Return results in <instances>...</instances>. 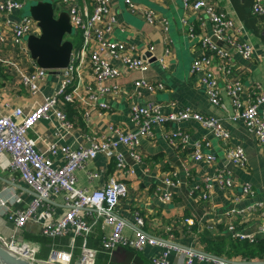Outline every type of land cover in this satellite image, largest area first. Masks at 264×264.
<instances>
[{
  "label": "built area",
  "instance_id": "2783aa9c",
  "mask_svg": "<svg viewBox=\"0 0 264 264\" xmlns=\"http://www.w3.org/2000/svg\"><path fill=\"white\" fill-rule=\"evenodd\" d=\"M34 0H0V51L4 49L7 38L17 53L31 61L33 69H28L21 74L20 83L27 91L36 96L40 87L46 83L51 71L39 67L30 57L24 37L29 34L39 35L40 28L37 21L28 16H21L25 4ZM60 11H66L74 32L81 37L79 47H73L69 65L62 69V79L59 87L50 94L44 95L33 109L23 117L20 107L14 106L9 113H0V156L7 158L8 174L17 177L25 183L33 193L21 210H7L8 219L13 222V230L8 239L0 236V245L9 253L20 257L32 264H71L72 250L76 238H81L80 255L77 264H93L97 251L88 247V234L91 225L85 218L87 214L102 219L106 231L100 241L101 251L109 257L118 247L142 251L148 246H159L162 250L151 256V264H264L259 259H230L210 254L204 250L195 249L177 242L154 236L144 230V218L135 212L133 232L125 233L126 221L117 215L112 207L126 197L128 187L116 177H110L100 188H81L77 184L76 171L87 169L88 182L94 184L99 178L98 170L89 169V163L98 152H103L108 159L114 161L115 170L122 171L125 163L122 154L116 149L117 144L124 145L130 156L141 162V140L153 139L157 126L166 122L193 119L200 123L211 135L220 140L224 146L225 157L228 165L244 167L247 156L244 148L231 142V134L226 129L219 117L207 116L199 111L184 108L178 112L164 113L160 104L149 101L146 103L134 102L130 110L133 129L105 120V127L100 133H94L86 146L71 145L60 146L50 142L49 156L40 151L36 141L29 135L34 130L40 119L48 118L52 112L62 126H69L66 119L64 104L83 105L85 111H96L103 119L107 114L108 104L106 98L118 95L120 90L116 82L128 73H138L133 80V86L128 91L129 95L139 96V91L147 90L156 92L162 90L161 81L151 82L142 74L149 69L150 61L145 58L136 45L127 41L114 39L110 36L116 18L111 11L112 0H91L89 5L79 0H53ZM185 7L193 11L201 10L199 18H206L211 25L212 35L190 30L189 35L197 38L201 53L193 58L190 71L198 75V84L203 88L210 104L220 106L224 99H228L232 107V118L241 117L246 131L255 137L261 147L262 167L264 170V87L255 83L244 100L241 97L242 79L231 60V54L226 47H230L242 58H251L252 46L248 40L242 39L241 29L233 19L217 4L207 0H183ZM131 11L136 12L138 5L132 0H125ZM252 13L259 16L264 23V0H252ZM145 20L149 24L160 21L167 29V20L157 17L151 9H144ZM215 38L221 41L218 44ZM264 50V39L261 42ZM168 49L165 50L167 54ZM163 57L158 60L162 61ZM117 62V64L115 63ZM91 69L93 80L87 79L83 64ZM223 76L222 78H220ZM113 83V84H109ZM62 101V103L60 102ZM84 116L88 118V114ZM21 119L17 121V118ZM230 117V116H229ZM170 143H180L191 149L193 161H202L209 166H214L213 174H206L202 178L201 198L208 199L214 192V183L225 191L226 194L239 185L237 177L232 170L224 164L218 167V157L211 151V141L207 137L189 141L188 134L181 129L163 133ZM61 152V164L56 165V155ZM165 183L172 184L170 178L164 179ZM244 194L252 193L249 183L242 185ZM173 191L166 190L158 195L161 202H168ZM61 203L63 213L55 220L45 222L40 231L48 237L63 236L71 232L73 237L70 250H60L52 247L45 260L35 257L36 246L19 239V231L29 222L39 221L38 210L45 203ZM5 201L0 199V205ZM241 215L242 221L235 222L231 214L220 223L226 233L238 241H253L264 235V199L256 201L245 210L236 212ZM256 215V217H255ZM255 217L253 228L242 224L244 217ZM177 223L187 225L195 224V220L184 217ZM178 259L181 262L176 263Z\"/></svg>",
  "mask_w": 264,
  "mask_h": 264
},
{
  "label": "crops",
  "instance_id": "0c3cea01",
  "mask_svg": "<svg viewBox=\"0 0 264 264\" xmlns=\"http://www.w3.org/2000/svg\"><path fill=\"white\" fill-rule=\"evenodd\" d=\"M90 1L79 0L86 5H89ZM132 1L138 5L136 12L130 10L125 0H112L111 11L116 18V24L112 26L110 36L136 45L142 51V56L150 61L149 69L142 75L151 82L161 81L164 88L156 92L141 90L139 96L135 94L130 96L128 91L133 86V80L138 76V73L130 72L116 82L120 90L119 94L106 98L108 109L104 119L96 111L86 112L83 105L76 104L78 108H75L74 105L67 103L64 104V109L66 119L70 122L69 126L60 125L51 112L48 118L40 119L29 135L35 139L38 149L48 156L50 142L60 146H86L89 143L88 138L95 132L100 133L105 127V120L133 129L130 110L134 102H156L162 106L164 113L178 112L188 108L207 116L219 117L222 125L230 131L231 142L244 148L247 156L244 167L229 166L223 143L197 121L182 119L157 126L153 139L141 140V162H136L124 145L117 144L116 149L122 154L125 163L122 171L115 170L114 161L108 159L103 152H98L88 165L89 169L94 168L99 172L96 183L88 182L87 169L76 171L77 184L81 188H100L113 176L127 185L126 197L112 207V210L126 221V234H132L135 212H139L144 218L143 228L147 233L205 251L204 238L230 237L220 223L226 218L227 213L232 215L233 221L241 222L242 217L236 212L245 210L254 202L264 199L261 147L255 137L246 131L242 118H232V107L228 99H224L220 106L210 104L203 88L197 83L198 75L190 71L193 58L202 52L197 38L190 37V30L212 35L210 22L206 18H199L202 11L188 9L183 0ZM207 1L217 4L225 11L240 27L242 39L248 40L252 46L249 60L242 58L230 47H226L240 73L243 89L241 97L245 100L255 83H261L264 87V50L261 48V42L264 39V23L259 16L252 13V0ZM144 9H151L157 17L165 18L168 22L167 29H164L160 21L149 24L145 20ZM75 35L74 41L78 43H75L74 47L77 48L81 39L78 33ZM166 49L169 50L167 54ZM159 57H163L162 61L158 60ZM28 69H33L31 61L25 59L21 53H17L15 47L11 46L10 38H7L4 49L0 51V113H9L14 106H18L22 110L23 117L39 104L44 95L57 89L63 77L61 71L51 72L46 83L40 87L41 91L34 96L20 83L21 74ZM83 70L86 78L93 80L91 69L86 63L83 64ZM66 106L71 109V112ZM85 113L88 114V118L84 116ZM20 119L21 117L16 120ZM175 129H181L187 133L189 141L192 142L207 137L211 141V151L218 157V167L226 164L237 177L239 185L234 187L231 193L226 194L214 183V192L210 198H201L202 178L206 174L212 175L214 166H209L202 161H193L191 149L188 146L168 142L163 133ZM61 156V152H58L56 165L61 164ZM7 163V158L0 156V199L5 201L4 205H0V236L5 239L9 238L14 225L8 219L6 211L23 209L27 201L33 197V193L24 182L17 177L12 180L7 172ZM165 178H170L172 184L165 183ZM244 183L252 186L251 194L243 193ZM166 190H172L173 194L171 200L164 203L159 200L158 195ZM57 204L59 205L56 206L54 202H50L42 205L38 210L39 221L37 223L29 221L19 231L20 240L29 241L36 246L37 259H47L52 247L70 250L73 240L70 231L57 237H48L40 231L43 223L53 221L63 213L62 204L59 202ZM83 212L91 225L87 245L97 251L93 264L102 260H105L102 264L110 260L111 264H151V256L162 250L159 246H148L142 251L118 247L109 257L101 251L100 246L103 234L109 229L103 226L102 219L97 217L96 213L90 215L86 213V210ZM184 217L194 219L195 224L177 223L178 219L180 221ZM255 217L245 216L242 224L246 226L253 223ZM259 221L264 223V217ZM248 227L253 228V224ZM262 237L264 238V235ZM80 246L81 238L78 237L72 250L71 264H77ZM238 258L240 257L232 259ZM181 260L178 259L176 263Z\"/></svg>",
  "mask_w": 264,
  "mask_h": 264
},
{
  "label": "water",
  "instance_id": "95a60500",
  "mask_svg": "<svg viewBox=\"0 0 264 264\" xmlns=\"http://www.w3.org/2000/svg\"><path fill=\"white\" fill-rule=\"evenodd\" d=\"M54 8L53 0L29 1L23 7L21 16L33 18L40 28L39 35L29 34L24 37L30 57L43 69L61 71L71 60L75 32L68 13L60 11L55 15ZM0 264L32 263L9 253L0 245Z\"/></svg>",
  "mask_w": 264,
  "mask_h": 264
},
{
  "label": "trees",
  "instance_id": "16d2710c",
  "mask_svg": "<svg viewBox=\"0 0 264 264\" xmlns=\"http://www.w3.org/2000/svg\"><path fill=\"white\" fill-rule=\"evenodd\" d=\"M75 34L72 38L74 46H76L75 43H78L74 41V37H76ZM66 107L68 108V106ZM68 109L71 112V109L70 108ZM204 241L206 243L205 251L216 256H221L230 259L235 257H240L244 259L264 260L263 237L262 238L259 237L253 241H248V240L238 241L231 237L225 239H212L208 237V238H204Z\"/></svg>",
  "mask_w": 264,
  "mask_h": 264
},
{
  "label": "rangeland",
  "instance_id": "374dc122",
  "mask_svg": "<svg viewBox=\"0 0 264 264\" xmlns=\"http://www.w3.org/2000/svg\"><path fill=\"white\" fill-rule=\"evenodd\" d=\"M54 5H55L54 13H55V15H57L60 12L61 9H60V7L55 2H54ZM126 232H128V231H126ZM112 254H113V252H112ZM112 254L110 256H112ZM103 261H105V260H102L101 262H98L97 264H102ZM105 263L106 264H111V260L108 261V262H105Z\"/></svg>",
  "mask_w": 264,
  "mask_h": 264
}]
</instances>
